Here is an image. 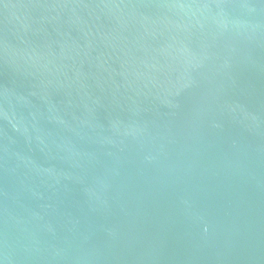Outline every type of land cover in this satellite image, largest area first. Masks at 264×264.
Listing matches in <instances>:
<instances>
[{"label":"water","instance_id":"95a60500","mask_svg":"<svg viewBox=\"0 0 264 264\" xmlns=\"http://www.w3.org/2000/svg\"><path fill=\"white\" fill-rule=\"evenodd\" d=\"M0 264H264V0H0Z\"/></svg>","mask_w":264,"mask_h":264}]
</instances>
